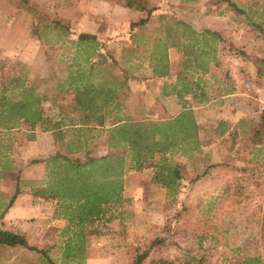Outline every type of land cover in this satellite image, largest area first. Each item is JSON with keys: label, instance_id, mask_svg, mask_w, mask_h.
<instances>
[{"label": "rangeland", "instance_id": "1", "mask_svg": "<svg viewBox=\"0 0 264 264\" xmlns=\"http://www.w3.org/2000/svg\"><path fill=\"white\" fill-rule=\"evenodd\" d=\"M85 1L0 0V78L3 74L14 73L23 65L28 70L31 68L29 64L37 66L38 69L42 67V70L51 66L54 76L48 80L44 79L46 81L40 80L39 74L35 72L31 74L32 78H37L32 81L36 86L51 88L55 78L60 75L57 70H61L62 74L71 56L69 51L62 56L52 51L60 49L62 42L40 47V44H44L39 42L36 29L61 23L67 27L65 34L71 38L75 33L72 31V17L90 11L93 26L97 24L109 32L110 44L115 37L123 44L122 47L106 48V62L116 74L120 72L122 75L120 69L129 71L126 75L130 82L126 108L127 114L136 120H166L176 117L172 115L179 110L175 100L161 97L163 80L152 81L148 69H135L140 61L143 64V59L126 58L129 50L136 53L138 51L139 56H143V46L136 47L132 40H129L134 32L139 36L167 37L168 34L164 31L160 34L159 28L161 24L166 28L168 21H186L197 31L209 26L222 34L223 50L219 53L220 71L216 70L217 77L226 80L228 76L233 80L236 66L238 73L242 70L238 75L244 77V81L258 84L260 82L256 77H249L248 72L254 74L253 68L247 70L244 63L239 65L237 62L246 59L239 55L246 52L252 63L253 57L264 59V36H256L242 23L234 24V12L227 4L215 6L211 0H142L147 10L154 11V17L149 20L146 29L137 31L131 28L129 30L124 23L128 18L124 11L127 0H106L109 5H100V0ZM238 1L243 6L257 2ZM142 13L146 18L147 12ZM161 16H165V19L161 20ZM182 30L181 27L173 26L166 31L174 39H180L178 42L183 46L172 50L175 65L172 68V77L166 80L168 84L181 70L183 55L190 51L192 46L180 36ZM115 33L117 34L114 35ZM83 35L97 41L93 34ZM62 36L65 38L63 31ZM81 36L79 35V38ZM70 43L68 40L63 46L70 48ZM49 48L47 55L44 52L49 51ZM29 50H32L30 54ZM83 55L93 58L94 52L90 47ZM146 65L144 62L143 68H146ZM111 72H107V75ZM142 87L143 89H139ZM48 94L51 95V92ZM256 94L259 95L258 91L254 93L257 97ZM226 98L225 103L218 107L221 110L220 115L217 116L218 109H207L209 114L197 116L201 126L200 150L185 157H175L187 171L177 197H168L166 189L152 183V169L141 172L128 170V202L120 207L114 206L112 216L106 217L93 227H88V230L97 228L100 235L88 234L86 237L83 264H131L136 249L143 251L156 239L162 243L153 251L151 258L166 259L171 264H194L190 262L194 257L201 260L199 264H236L242 259L259 257V264H264V136L260 138V142H254L253 145L247 137L252 131L261 130V114L256 113L254 127L251 130L249 128V135L234 138V97ZM60 101L67 107V111L71 110L72 97L61 96ZM256 103L257 109L261 111V102L256 100ZM219 119L227 123L222 127L226 130L224 136L214 133ZM101 155V148L94 147L93 156ZM72 233L71 227L66 230L65 224L57 223L46 232L29 231L30 238L26 236V239L40 246L50 260L62 264L64 246ZM77 262H80V259L73 258L63 264ZM0 264H48V261L43 258V254L35 251L21 247H0Z\"/></svg>", "mask_w": 264, "mask_h": 264}, {"label": "trees", "instance_id": "2", "mask_svg": "<svg viewBox=\"0 0 264 264\" xmlns=\"http://www.w3.org/2000/svg\"><path fill=\"white\" fill-rule=\"evenodd\" d=\"M127 1V8L147 12L146 18L142 17L131 24L132 30L143 31L147 28L149 20L154 17V11L147 10L142 0ZM211 3L215 6L227 4L234 12V20L237 23L248 26L256 36H264V0H257L254 4L246 6L241 5L238 0H211ZM160 19H165V16H161ZM173 26L183 29L180 36L192 46L190 51L183 55L187 58H184L181 70L175 74L176 80L168 84L166 80L172 77L169 48L183 47L178 42L180 39H174L166 32ZM165 27L161 24L159 32L161 34L164 31L168 34L167 37L139 36L134 32L129 40H132L136 47L143 46V56L140 57L138 51L136 53L129 50L126 58L143 59L148 63L153 78L164 81L162 88L164 96L176 95L180 102H183L186 96H191L197 104L209 103L212 96L205 90L204 76L209 73L210 63L217 61L218 45L223 43L221 34L206 29L197 31L183 20L168 21ZM62 31L65 36L67 27L56 23L37 28L36 35L40 42L56 45L63 40ZM79 39L80 42L86 41L96 55L98 46L94 38L82 35ZM199 45L202 48L197 52L195 50L199 49ZM98 55L96 62L95 57L90 56L84 57V60L81 58L82 61L79 63L69 64L67 76L62 80L61 91L73 96L71 110L77 113L74 122L80 125L77 130L78 136L87 138V134H93L94 136H90L96 140L94 147H103L104 154L93 156L94 147L89 149V138H87L84 141L80 139L72 147L69 146L67 154H57L46 161L47 177L50 179L46 187L47 195L62 200L66 210L64 219L68 221L73 232L65 243L62 264L73 258L80 259V262L74 264H83L86 237L88 234L100 235L97 228L88 230V227L104 221L111 215L114 206L123 205L124 177L128 170L141 172L152 169V183L166 189L168 197L176 198L187 171L175 157L188 156L199 151L201 146V126L195 111L188 107H184L185 110L174 118L159 121L136 120L127 114V108L125 115L122 116L123 101L127 102L129 95L127 92L130 82L129 78H126L129 71L120 69L123 76L113 71L109 75H107L109 71H106L105 75L101 71L98 72L97 65H100V68L108 65L106 52L104 55ZM239 55L248 57L246 53ZM253 62L259 83L264 85V59L253 57ZM74 66L77 69H72ZM226 78V80L222 78L224 85L213 93L216 98L233 93L232 80L228 76ZM217 79L219 80V77ZM108 84L114 85L108 86ZM116 84L127 89L124 93H120ZM45 101H47L46 95L30 80L29 70L25 65L17 68L12 74H3L0 78V127L18 128L23 121L31 128H36L43 123L42 105ZM222 127L223 124L218 122L214 133L224 136L226 130ZM262 136H264V110L261 112V130L258 129L257 132L254 130L247 137L253 145L254 142H260ZM70 154L75 156H69ZM160 243L161 240L156 239L143 251L137 248L131 264H171L166 259L151 258ZM0 247H21L35 251L43 254L48 264H56L48 258L46 252L30 246L26 236L17 231L0 228ZM190 262L199 264L201 260L194 257ZM259 263V257H249L236 264Z\"/></svg>", "mask_w": 264, "mask_h": 264}, {"label": "crops", "instance_id": "3", "mask_svg": "<svg viewBox=\"0 0 264 264\" xmlns=\"http://www.w3.org/2000/svg\"><path fill=\"white\" fill-rule=\"evenodd\" d=\"M86 2L88 1H85V3ZM99 4L109 5L108 1L106 0H100ZM95 5L97 6V4ZM124 9L125 13L128 15V18L124 21V23L126 24V28L130 30L131 24L140 20L143 17V13L133 11L127 8L126 5ZM92 17L93 16L90 15V11L83 14H77L76 16L72 17V31L75 33L71 38L70 35L65 34V38H63L65 40H62L60 49L51 50L60 53V56L66 55L69 51V55L71 56L69 64H76V62L79 63L82 61L80 58L81 55L83 56L84 60L85 56L83 54L86 53V49L90 48L86 41L80 42L79 35L93 34L97 38L96 40L98 42H95V44L98 46L97 53L93 56L95 57V62L97 61V56H99L98 54L104 55L106 48L112 46H123L120 40L118 41L116 37L113 39L112 44H110L111 39L108 38L110 35L109 32L105 29L103 30V28L99 27V25L97 26V24L93 26L94 21H92ZM234 24L239 23L234 20ZM205 29L214 31L209 26L205 27L204 30ZM116 34L117 33L114 35ZM68 40L71 41L70 48L63 46L64 42ZM115 41L118 42L115 43ZM99 42L101 44H97ZM48 46L49 45L46 44H40V47ZM172 50H174V48H169V59L171 62L170 71L173 74L172 68L175 64L173 63L171 54ZM175 50L177 51L178 49ZM200 50L201 46L199 45V49L196 51L199 52ZM222 50V43H219L217 61H212L210 63L209 73L204 76L205 90L207 91V94L212 96L209 103L205 102L203 104H197L192 100L191 96H186L183 102H180L176 95L164 96L162 93L161 97L171 99L172 101L175 100L177 102V107H179V110L175 115L173 114L172 116H178L182 111L185 110L184 107L193 109L196 116H202L204 113L209 114L208 110L218 109V107L225 103L224 99L226 97H234L232 101L234 105V109L232 110V113L234 114V136H247L249 135V128L251 130L254 127L256 113L261 114V112L264 110V105L262 104L264 101V85H260V83L258 84L255 82V84L249 83L248 80L244 81V77H240V75H238L240 72H242V70L240 69L238 73L237 67L234 66V78L231 83L234 89L233 93L225 97L223 96L216 98L215 94L213 93L224 85L222 78L219 77L218 80V77L216 76V70L220 71L218 68V61L219 53L222 52ZM30 51L32 52V50H29L28 54H30ZM48 52H50V48L49 51L44 53L48 55ZM30 56H32V54ZM75 58H77V60H75ZM184 58L187 57L183 56V60ZM244 60H239L240 62L237 63L239 65H243L244 63L247 70L253 68L254 74L248 72L249 77H256V80H258L256 68L254 63H252V60L248 57ZM144 62L145 61L143 60V64ZM48 63L50 62L48 61ZM56 63L58 64V62ZM69 64L66 65V69L62 74L61 70H57L58 74L60 75L55 78V83L53 86H51V88H48V86L39 87V90L45 94L46 97L48 95L47 101L42 106L44 114L42 116L43 123L34 129L23 121L18 126V128L7 129L5 127H0V228L7 231H17L28 238H30L29 231L46 232L49 227L54 226L57 223L65 224L66 230L70 227L68 221L64 219L66 210L62 205V200L47 195L48 192L46 187L48 186L50 179L47 177L46 161L57 154H67L68 147H72V145L77 144L80 139L84 141L89 138V149L93 148L96 142V140L91 137L94 136L93 134H90L91 136L87 134V138L78 136L77 130L80 128V125L74 122V118L77 116H73L74 114L72 110L67 111V107L60 101L61 96H70L61 91V87L63 86L62 80H64V78L67 76V67ZM143 64L140 61V64L136 65L135 69L141 71H143V69H148L151 75L150 77L152 78V81H154L155 79L153 78L152 69L150 68L149 64L146 63V68H143ZM29 66L31 67L29 68V78L31 81L37 79L34 77L32 78L31 76V74L34 72L39 74L40 80H48L54 76V70H51V66H47L43 70L42 67L38 69L37 66L32 64H29ZM96 68L98 69V72L101 71L104 75L106 74V71H113L112 68L108 67L107 65H103L101 68L100 65H97ZM72 69H77V67L74 66ZM114 73L116 74V72ZM198 75L199 73L195 75V79H197ZM208 76L210 77L207 78ZM141 79L142 78H140V82L142 84L143 81ZM246 79H248V77H246ZM174 80H176V76L174 79H172V81ZM172 81L170 83H172ZM110 85L114 84H108V86ZM115 86L120 89V93H124V91L127 89V87H121L120 84H116ZM143 87L139 89H143ZM140 91L142 92V90ZM256 91L259 93V95L256 94L257 97L254 95ZM48 92H51V95H49ZM70 97L73 98V96ZM256 100L261 102V111L257 109L258 104L256 103ZM123 104L124 108L122 116L125 115V100L123 101ZM184 104L186 106H184ZM218 110L219 112L217 113V116L221 114V110ZM219 122L222 124H227L226 122H222V119H219ZM100 148L104 154V149H102L103 147ZM69 156L74 157L75 154H70ZM127 191L128 188L125 175L124 191L122 195L123 205L126 204L129 199ZM120 206L121 205H118V207ZM28 243L34 248H41L40 246H36L30 242Z\"/></svg>", "mask_w": 264, "mask_h": 264}, {"label": "built area", "instance_id": "4", "mask_svg": "<svg viewBox=\"0 0 264 264\" xmlns=\"http://www.w3.org/2000/svg\"><path fill=\"white\" fill-rule=\"evenodd\" d=\"M262 104L264 105V101L262 102Z\"/></svg>", "mask_w": 264, "mask_h": 264}]
</instances>
